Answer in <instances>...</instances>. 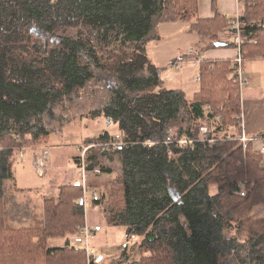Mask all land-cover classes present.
Instances as JSON below:
<instances>
[{
  "label": "trees",
  "instance_id": "obj_1",
  "mask_svg": "<svg viewBox=\"0 0 264 264\" xmlns=\"http://www.w3.org/2000/svg\"><path fill=\"white\" fill-rule=\"evenodd\" d=\"M197 2L0 0V264L88 263L68 240L84 220L80 189L61 187L37 211L4 184L15 149L48 144L49 109L87 92L102 93L101 115L124 143L106 147L104 132L84 145L85 172L113 175L103 160L120 166L92 201L107 224L125 228L127 244L107 264H264V216L253 215L264 207L262 152L239 141L232 62L201 61L200 89L188 99L163 87L148 55L157 26L170 22L189 23L209 41L198 55L214 42L236 48L224 36L234 19L218 12L201 19ZM238 21L242 58L264 57V0H244ZM204 127L213 130L203 135ZM181 139L194 144L181 148ZM50 238L66 241L53 247ZM132 238L135 258L126 249Z\"/></svg>",
  "mask_w": 264,
  "mask_h": 264
},
{
  "label": "rangeland",
  "instance_id": "obj_2",
  "mask_svg": "<svg viewBox=\"0 0 264 264\" xmlns=\"http://www.w3.org/2000/svg\"><path fill=\"white\" fill-rule=\"evenodd\" d=\"M208 42V40L201 37V42L196 45L207 46ZM199 46L198 50L200 49ZM218 49L226 51L233 48L226 46L225 43L224 46L218 47ZM255 59L246 57L243 62V68L247 67V64L253 63L264 66L263 59L259 62H256ZM260 68L264 70V67ZM198 73V67H181L180 71L177 72L167 64L162 74L164 88L168 89V87L180 83L183 77L184 92L187 95L186 97L191 99L193 93L200 88L199 82L196 81ZM186 74L187 78L185 77ZM255 82L258 85V80ZM251 87H256L253 80L252 82L250 80V85L241 89L240 101L241 95L246 98L243 93ZM110 89L112 90V88ZM101 95L102 93L100 92L95 94L87 92L71 100L65 99L57 102L43 117L46 128L51 131L48 144L44 146L24 145L22 149H15L16 160L13 165V178L7 180L4 184L20 190L19 193L16 192L19 201H31L35 209L40 211L44 197L57 196L61 187L72 184L74 180L81 178L82 170L76 166L75 158L81 157L82 151L89 148L84 147L86 141H95L104 132H107L111 138H115L118 135V126L111 121L105 120L103 115H101V102H103ZM204 128L206 132L204 133L202 130L203 135L213 130V128L209 127ZM230 133L234 134V129H231ZM203 137L201 136L200 138L204 139ZM40 158L43 163L42 175L38 174L36 167V163ZM102 162L104 166L107 165L106 167L112 169L113 175L85 173V183L98 192H103L108 188L110 180L118 174L120 168L118 161L115 159L113 161L103 160ZM81 200L84 208L83 224L86 222L92 227L97 225L101 228V231L91 240L90 248L96 252L98 258H102V263L107 264L119 257L122 248L127 244H125V228L107 224L99 207L93 205L90 195L82 197ZM253 215H256V217L264 216V207L258 206V208H255ZM68 237L69 243L74 246V235ZM65 241L66 238H50L48 243L50 246L57 247L63 246ZM138 241V238H132L128 243V248L126 249H128L130 258L137 257L136 247H133V245Z\"/></svg>",
  "mask_w": 264,
  "mask_h": 264
},
{
  "label": "crops",
  "instance_id": "obj_3",
  "mask_svg": "<svg viewBox=\"0 0 264 264\" xmlns=\"http://www.w3.org/2000/svg\"><path fill=\"white\" fill-rule=\"evenodd\" d=\"M197 3L198 17L201 19H210L215 12H218L229 19H235L240 16L244 6V0H198ZM188 27L189 23L186 22L159 24L156 29L159 39L158 41L155 40L151 42L148 46L150 60L161 69L160 78L163 87L164 80L162 79V74L167 64L177 72L180 71L181 67H198L199 73L196 75V81L200 84L201 68L200 65L197 66L190 63L192 58L187 55L189 50H194L200 61L213 60V62H215L216 60H221L232 62V60L238 55V50L235 47H232V50L226 51L214 47L198 55L199 44H196L201 42V36L189 32ZM261 59H263L264 63V57L256 58L255 61L259 62ZM260 67L264 66H259V64L253 63L247 64V67L245 68H243V66L241 68L243 76L248 79V84L243 88L250 85V80L251 82L253 80L254 85L256 86L246 90L243 93L246 98L241 95L242 97L240 101L241 109L239 118L241 131L250 138H258L257 135L264 131V70H261L263 68ZM259 70L261 71L259 72ZM185 77L187 78V74ZM198 77L199 80H197ZM257 80L258 85L257 82H255ZM167 90H179L184 92L185 87L183 77L181 78L180 83L168 87ZM198 91L199 90L195 91L193 95ZM254 91L255 93L253 94ZM252 146L254 150H260V139L258 138L256 141L252 142ZM260 163L261 168L264 169V150L262 151V161Z\"/></svg>",
  "mask_w": 264,
  "mask_h": 264
},
{
  "label": "built area",
  "instance_id": "obj_4",
  "mask_svg": "<svg viewBox=\"0 0 264 264\" xmlns=\"http://www.w3.org/2000/svg\"><path fill=\"white\" fill-rule=\"evenodd\" d=\"M240 28V24L238 21V17H236L232 24H231V32L227 31L224 33V36H227L228 39L230 40V42H232L235 46L236 49L238 50V55L232 60V65L231 67L236 71V75H237V83L241 92V89L248 84V79L245 78L243 76V72H242V66H243V61L244 59L242 58V55L240 53V44H241V38H240V33H239V29ZM188 57L192 58V60H190V63H192L193 65H200V60L198 59V56L196 54V52L194 50H189L187 53ZM197 80H199V77L197 78ZM203 132H206V129L203 128L202 129ZM202 132V133H203ZM258 138H250L248 137L246 134L242 133L241 137L239 138L240 143L242 144V146H244L246 143L248 142H254L256 141ZM261 141V148L260 151L262 152L264 150V138H259ZM121 136L117 135L115 136V138H111L109 139V141H107V144H105L106 147H122L124 145V143L121 141ZM177 144L181 147V148H188L192 147L194 144V140L191 139H181L179 141H177ZM148 145H151L150 143H148ZM86 149H84L82 151V155H84ZM80 157V161H81V178L80 179H76L72 182V186L75 188H78L82 191L83 194V198L87 195L91 196L92 201H97L99 198V192L96 191V189L91 188L89 185H87L86 182V176H85V170L83 167V158L84 156ZM36 167H37V171L39 175H42V168H43V163L41 161V158L38 159L37 163H36ZM244 195V194H241ZM85 224L81 225L78 227V230L76 232V234L73 237V244L74 246L82 249L83 251H85L86 257L88 259V263L90 264V262H94V260L97 258L95 251L93 249L90 248V242L91 240L94 238V236L101 231L100 226H90L88 225L86 222H84Z\"/></svg>",
  "mask_w": 264,
  "mask_h": 264
},
{
  "label": "water",
  "instance_id": "obj_5",
  "mask_svg": "<svg viewBox=\"0 0 264 264\" xmlns=\"http://www.w3.org/2000/svg\"><path fill=\"white\" fill-rule=\"evenodd\" d=\"M224 44L223 43H220V42H214V46L215 47H221V46H223ZM170 192H172V190L170 189ZM102 258L101 257H99L98 258V261H100Z\"/></svg>",
  "mask_w": 264,
  "mask_h": 264
},
{
  "label": "bare ground",
  "instance_id": "obj_6",
  "mask_svg": "<svg viewBox=\"0 0 264 264\" xmlns=\"http://www.w3.org/2000/svg\"><path fill=\"white\" fill-rule=\"evenodd\" d=\"M80 164H81V161H80ZM83 167H84V165H83ZM80 168H81V165H80ZM76 234V233H75ZM74 234V235H75ZM78 248V247H77ZM80 249V248H79ZM80 250H82V249H80ZM83 251V250H82ZM84 253H85V251H83ZM95 254H96V252H95ZM96 256H97V254H96Z\"/></svg>",
  "mask_w": 264,
  "mask_h": 264
}]
</instances>
